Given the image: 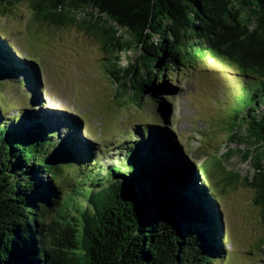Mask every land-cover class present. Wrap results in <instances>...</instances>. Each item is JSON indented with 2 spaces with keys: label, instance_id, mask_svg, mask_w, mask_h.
<instances>
[{
  "label": "trees",
  "instance_id": "16d2710c",
  "mask_svg": "<svg viewBox=\"0 0 264 264\" xmlns=\"http://www.w3.org/2000/svg\"><path fill=\"white\" fill-rule=\"evenodd\" d=\"M30 1L38 19L57 23L95 9L94 26L113 56L108 76L122 90L117 93L133 103L147 94L164 114L168 105L160 95L175 89L168 72L213 62L230 76L233 66L237 88L227 98L230 119L220 125L228 146L249 144L238 151L254 168L229 176L257 189L264 224V0ZM131 50L139 53L122 66V54ZM25 62L33 63L0 34V79L26 69ZM38 119L24 124L0 118V264H212L224 252V220L208 169L199 166L197 173L187 166L161 121L143 127L144 139L152 135L146 149L139 145L136 152L130 144L131 151L113 152V165L125 160L123 167L111 166L107 180L100 169L88 198L78 201L65 195L58 175L71 158L83 161V149L92 143L77 130L51 146ZM70 127L79 129L78 121L70 120Z\"/></svg>",
  "mask_w": 264,
  "mask_h": 264
},
{
  "label": "rangeland",
  "instance_id": "374dc122",
  "mask_svg": "<svg viewBox=\"0 0 264 264\" xmlns=\"http://www.w3.org/2000/svg\"><path fill=\"white\" fill-rule=\"evenodd\" d=\"M96 17L97 11L89 7L76 11L73 22L57 23L38 19L30 0L0 3L1 36L22 58L33 61L24 63L25 71L0 79L1 120L15 123L16 119L26 124L31 118H42L51 146L72 138L77 130V135L91 141L82 152L86 158H71L58 175L65 195L78 201L88 198L92 182L96 184L101 177L100 169L107 180L111 166L123 167L122 156L123 162L113 165V152L131 151V146L138 152L139 145L146 149L152 135L148 137L147 132L144 139L143 127L161 121L186 155L187 166L197 173L199 166L208 169L210 185L220 202L224 252L215 255L212 264H264V224L262 208L255 200L257 189L242 177L230 179V171L246 175V160L235 144L230 147L224 143L227 133L220 125L225 116L230 119L226 105L237 88L231 80L235 68L229 66L228 76L213 62H196L168 72L170 78L165 75L166 80L175 89L160 95L167 101L165 114L160 103L147 94L140 103L129 102V96L117 93L121 88L108 76L107 66L113 56L94 26ZM116 28L124 39L130 38L124 28ZM138 53H123L121 65L134 62ZM32 69L38 83L34 74L27 73ZM72 119L78 121L79 129L70 127ZM245 146L249 149V144ZM227 149L231 154H224ZM83 234L82 229L80 242Z\"/></svg>",
  "mask_w": 264,
  "mask_h": 264
},
{
  "label": "built area",
  "instance_id": "2783aa9c",
  "mask_svg": "<svg viewBox=\"0 0 264 264\" xmlns=\"http://www.w3.org/2000/svg\"><path fill=\"white\" fill-rule=\"evenodd\" d=\"M239 148L240 149H244V150H242V152H244L246 149V146L244 145V144H241V145H239ZM228 150V149H227ZM225 153V152H224ZM241 164H242V162H241ZM244 167H245V169H246V174H249L250 172H252L253 171V168H254V166H253V164H252V159L251 158H248L245 162H244ZM252 168V169H251Z\"/></svg>",
  "mask_w": 264,
  "mask_h": 264
}]
</instances>
